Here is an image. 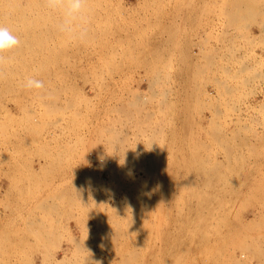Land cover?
Here are the masks:
<instances>
[{"label":"rangeland","instance_id":"rangeland-1","mask_svg":"<svg viewBox=\"0 0 264 264\" xmlns=\"http://www.w3.org/2000/svg\"><path fill=\"white\" fill-rule=\"evenodd\" d=\"M85 8L0 0V264H264V0Z\"/></svg>","mask_w":264,"mask_h":264},{"label":"clouds","instance_id":"clouds-1","mask_svg":"<svg viewBox=\"0 0 264 264\" xmlns=\"http://www.w3.org/2000/svg\"><path fill=\"white\" fill-rule=\"evenodd\" d=\"M86 4L87 0H44L47 9L59 14L55 24L57 33L78 43L87 42L90 35L91 16L85 8ZM20 45L19 37L9 27L0 24V65L5 63L4 54L17 49ZM22 87L29 91L42 90L45 82L29 77Z\"/></svg>","mask_w":264,"mask_h":264},{"label":"bare ground","instance_id":"bare-ground-1","mask_svg":"<svg viewBox=\"0 0 264 264\" xmlns=\"http://www.w3.org/2000/svg\"><path fill=\"white\" fill-rule=\"evenodd\" d=\"M117 138H119V137H117ZM123 140V139H122ZM120 141V140H119ZM118 141V142H119ZM117 143V142H116ZM120 143V142H119ZM121 144V143H120ZM116 145V144H115ZM119 144H117V146H118ZM123 146V145H122ZM121 147V146H120ZM117 170V169H116ZM116 170H115V172H116ZM112 171V170H111ZM130 176V175H129ZM139 177V176H138ZM128 180V179H127ZM132 182V181H131ZM130 181H129V183H131ZM247 247V246H246ZM246 251H248V250H246Z\"/></svg>","mask_w":264,"mask_h":264}]
</instances>
